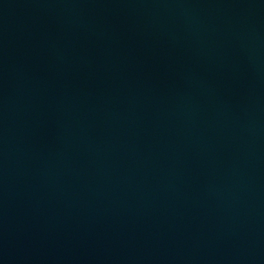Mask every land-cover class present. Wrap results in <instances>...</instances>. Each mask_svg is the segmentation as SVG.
Masks as SVG:
<instances>
[{
	"label": "water",
	"instance_id": "1",
	"mask_svg": "<svg viewBox=\"0 0 264 264\" xmlns=\"http://www.w3.org/2000/svg\"><path fill=\"white\" fill-rule=\"evenodd\" d=\"M0 264H264V0H0Z\"/></svg>",
	"mask_w": 264,
	"mask_h": 264
}]
</instances>
